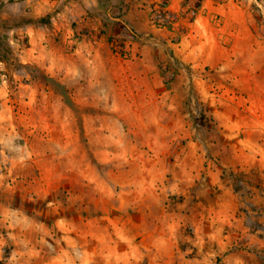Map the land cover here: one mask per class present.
Masks as SVG:
<instances>
[{
	"label": "rangeland",
	"instance_id": "1",
	"mask_svg": "<svg viewBox=\"0 0 264 264\" xmlns=\"http://www.w3.org/2000/svg\"><path fill=\"white\" fill-rule=\"evenodd\" d=\"M216 1H181L187 40L111 37L133 45L129 66L147 47L156 74H128L126 97L87 106L68 79L19 61L30 18L0 0V88L63 98L58 119L0 131V264H264V49L234 54L239 14ZM249 1L264 41V0Z\"/></svg>",
	"mask_w": 264,
	"mask_h": 264
},
{
	"label": "crops",
	"instance_id": "2",
	"mask_svg": "<svg viewBox=\"0 0 264 264\" xmlns=\"http://www.w3.org/2000/svg\"><path fill=\"white\" fill-rule=\"evenodd\" d=\"M181 1H166L165 18L169 26L164 31L173 34V30H181L187 40L192 35V29L185 27V19L193 10H189ZM12 2L23 6L30 18L20 30L26 43L15 49L19 61L39 67L47 77L68 79L69 85L66 87L72 92L75 102L87 106L109 104L112 95L120 98L127 96L122 90L129 87L128 74L138 75L140 79L146 78L148 73L151 76L156 74L147 47L141 48L139 61H136L138 66H134V63L129 66L127 62H132L133 57L128 60L119 58L110 49V41L111 37H118L123 29L128 34L142 36L159 31L150 23L149 18L162 0ZM242 3L221 0L211 2V7L214 11H222L221 14L226 18L236 12L239 14L236 20L239 33L234 40L233 51L237 55L251 56L258 48L264 49V41L251 30L248 11L250 1ZM195 16L194 20L198 21V15ZM108 73L113 74L112 81L106 79ZM131 81H134V76ZM2 93L6 97L0 98V131L9 136L17 137L25 131L29 133L41 127V122L58 119L56 107L60 109L63 106V98L59 94L50 95L46 89L37 93L32 85L22 82H15L14 87L3 85L0 95ZM87 119L95 120L96 117L89 114ZM20 120L28 123H19Z\"/></svg>",
	"mask_w": 264,
	"mask_h": 264
},
{
	"label": "built area",
	"instance_id": "3",
	"mask_svg": "<svg viewBox=\"0 0 264 264\" xmlns=\"http://www.w3.org/2000/svg\"><path fill=\"white\" fill-rule=\"evenodd\" d=\"M167 10V4L165 2H161L160 5L152 10L150 14V23L157 29H167L169 23L166 21L165 15ZM110 47L113 52L122 59H131L134 57L132 54L130 44L127 42H118L115 40H111Z\"/></svg>",
	"mask_w": 264,
	"mask_h": 264
}]
</instances>
